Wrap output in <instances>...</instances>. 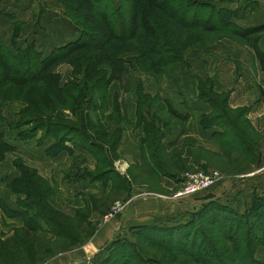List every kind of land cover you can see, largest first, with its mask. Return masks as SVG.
<instances>
[{
	"label": "trees",
	"instance_id": "1",
	"mask_svg": "<svg viewBox=\"0 0 264 264\" xmlns=\"http://www.w3.org/2000/svg\"><path fill=\"white\" fill-rule=\"evenodd\" d=\"M52 1L61 6L63 16L75 26L78 38L74 42L44 57L32 44L10 51L0 39V110L8 102L25 106L19 125L30 129L23 137H32L40 130L45 137L57 138L54 154L64 150L67 142L96 154L101 160L98 165L107 167L91 173L90 180L109 181L115 175L112 188L118 197L127 195L132 183L147 184L155 190L160 178L182 183L184 172L199 167L198 170L205 172L218 169L230 175L228 170L246 166L247 171L256 164L258 137L250 130L247 120L236 117L242 111H230L224 104V96L214 94L210 84L202 82L200 97L215 103L216 111H221L224 118L215 119L216 115H212L204 120V126L216 124L223 131L221 154L191 146L167 154L161 143L164 133L154 124L157 119L147 123L141 118L139 125L143 122L144 132L141 164L129 167L130 170L138 168L136 175H130V179L122 177L114 170V163L119 159L120 137L130 129V122L123 116L117 96L111 113H106L107 94L111 83L122 79L126 64L159 81L184 62L187 52L222 39L248 46L264 66V55L257 47L264 27L239 28L221 16L226 11L218 9L215 0ZM128 53L134 57L126 61L122 56ZM61 64L72 68L73 80L64 84L55 72ZM137 96L138 110L146 104L154 105L139 90ZM167 109L175 120H185L170 107ZM3 122L0 113V129ZM241 133H244V144ZM8 148L0 134V162L5 159L4 152L10 151ZM14 166L24 184L21 189L14 188L25 196L19 207L24 211L36 208L38 213L12 228L10 235H4L5 207L0 198V264L44 263L59 247L72 245L76 231L89 225L92 212L104 215L106 206L89 212L88 205L76 210L72 217L65 215L54 205L55 188L35 170H23L20 164ZM204 199L201 208L190 212L185 219L162 226L138 227L136 238L140 240L141 252L134 249L133 252L128 247L131 250L128 253L126 247L117 248V244L109 249L103 264H264L255 259L257 247L264 245V197H254L243 214L221 204L211 194ZM37 219L54 226L56 233H53L55 229L52 234L51 230H42ZM209 231L217 237L209 238L208 234L212 235Z\"/></svg>",
	"mask_w": 264,
	"mask_h": 264
},
{
	"label": "crops",
	"instance_id": "2",
	"mask_svg": "<svg viewBox=\"0 0 264 264\" xmlns=\"http://www.w3.org/2000/svg\"><path fill=\"white\" fill-rule=\"evenodd\" d=\"M254 2L256 8L259 3L260 9H256L253 16L244 15L243 11L247 14L248 10H246V3L242 0H215V5L218 9L240 11L239 13L244 17L239 16L240 18L233 21L239 28L264 27V6H261L260 0H254ZM15 32H17V38L14 40ZM76 36L75 26L63 16L61 6L52 0H0V39L10 51H13L14 47L22 50L27 44H32L46 57L53 50L74 42L78 38ZM257 47L264 55V35L260 37ZM127 66L121 80L126 97H119L118 93L122 91L121 83L112 82L108 89L109 109L106 112L111 113L114 96H117L118 102L122 104L123 116L130 122V129L122 133L117 148L119 159L115 165L118 166L122 177L126 176L130 179V175H136L138 168L130 170L129 167L141 164L140 149L144 134L143 122L139 125L141 118H145L147 123L157 119L154 124L164 133L161 143L167 154L183 146L202 147L214 154H221L220 141L224 139L220 136L223 131L216 124H211L210 127L204 126V120L212 115H216L215 119L218 116L223 120L224 118L221 111H216L215 103L212 104L200 97L202 82H208L214 94L224 96L222 97L224 104L230 111H242L241 114L236 113V117L248 121L250 130L258 137V152L256 164L251 165L246 171L245 184L237 186V183L234 184L230 178H226L218 181L209 193L182 198L180 202H173L172 199L166 198V196L170 197V191L176 186L175 182L167 178L165 180L160 178L158 181L159 191L149 189L147 184L132 183V192L136 189L145 193L132 194L126 201L128 204L124 211L121 216H117L123 225L126 223L127 228L131 229L175 223L187 218L190 212L201 208L207 194L213 195L221 204L230 205L236 210H247L254 197H264V66L251 48L241 46L230 39H222L204 48L192 49L186 53L184 62L176 70L159 81L141 72L132 64ZM58 68L56 73L60 74V83L64 84L65 81ZM64 70L69 73V76L71 75V67ZM138 90L148 95L154 105L146 104L141 111L138 110ZM168 107L185 120L183 122L175 120L169 114ZM241 135V143L244 144V133ZM50 145L44 142L42 149H35L43 156L35 160L36 165L42 168L43 174L40 175L45 180H50L58 186L56 202L61 212L72 217L76 210L86 205L85 200L96 195L91 193L90 195L86 191L82 194L83 196L74 195L62 201L63 194L60 189L62 183L76 176L78 172L75 163L78 152L72 149V151L64 150L48 154L47 149ZM68 149H70L69 145ZM79 157L83 158L81 154ZM77 177L76 180L81 181L82 184L88 181L82 176ZM71 182H74V179ZM105 188L110 189L111 186ZM102 190L99 192L101 193ZM123 196L126 195H121L117 201L122 200ZM233 200L235 202H232ZM101 218L100 212H95L92 221L102 222L103 218ZM113 226L112 223L106 227L109 229ZM121 228L122 224L116 229L118 231ZM105 235L92 241L93 247H89L87 251L83 250L84 254L94 255L100 251L103 244L102 236ZM256 256L261 260L260 256L263 255L258 252Z\"/></svg>",
	"mask_w": 264,
	"mask_h": 264
},
{
	"label": "rangeland",
	"instance_id": "3",
	"mask_svg": "<svg viewBox=\"0 0 264 264\" xmlns=\"http://www.w3.org/2000/svg\"><path fill=\"white\" fill-rule=\"evenodd\" d=\"M114 2H118V0H113ZM243 3H246V10H248L247 14L246 12L243 11L244 15H254V12L256 9H260L259 3L256 8V3L254 0H242ZM261 6H264V0H260ZM217 7V6H216ZM259 7V8H258ZM220 9V8H219ZM226 11V13L221 14L222 17L228 18L232 22L235 21V19L244 17V15L240 14V11L237 12H232L231 10L228 9H223ZM253 11V12H252ZM242 13V12H241ZM264 35V32L260 35L261 37ZM78 37V34L77 36ZM235 42V41H234ZM215 43V42H214ZM126 61L130 59V57H134V54H123L122 56ZM127 65L131 64H126L124 66V69L128 67ZM59 67V68H58ZM70 67L67 64H61L57 66L59 72H61V76L63 81L69 82L73 80L72 77V72L71 75L69 76V73L66 72L64 69H68ZM56 68V69H57ZM56 72V70H55ZM125 72V70H124ZM122 73V75L124 74ZM60 78V74H58ZM122 80V79H121ZM121 80L118 81L121 83ZM121 83V88L122 91H120L119 97L123 98L126 97V93L123 90ZM120 105L122 106L121 102ZM25 106L19 102H8L4 104L1 107L0 113L2 118L4 119L3 125L0 129V134L2 135L3 141L6 144L7 148L10 149V151L4 152L5 154V159L0 162V198L3 201L5 210L3 212V225H2V230L4 235H8L9 233L12 232V228L14 227H19L23 224V221L26 219H30L33 217V215H36L38 213V209L36 208H30V210L24 211L21 207H19L20 202L24 201L25 196L22 194V192H17L14 190V188H19L21 189L24 187V184L19 180L21 173L16 169L15 164H20V166L24 169L27 170H35L37 175L40 176L42 179H44L41 175L43 174L42 168L38 165H36L37 159H40L41 157L43 158L42 154L40 151H36L35 149H42V144L44 142H47V144H51L50 147L47 149L48 154H54L56 152V142L57 138L53 136H48L45 137L43 135L42 131L38 130L35 132L32 137H23L22 135L28 131L27 129L28 126H23L19 125L20 121L23 120V118L20 116L22 109ZM105 116V112H103ZM99 117L100 120L103 118ZM17 126L20 128L16 130ZM22 126V127H21ZM22 133V134H21ZM68 145L70 146V149H68ZM41 146V147H40ZM76 150L78 154L76 155L75 158V163H76V168H78V172L76 176L70 177L65 183H62L61 185V193L63 194L62 201H66V199L70 198L71 196L74 195H81L87 191V193H91L93 195H96L95 198L94 196L89 197L87 200H85V204L88 205L87 211L91 212L92 209L94 208H100L102 206L105 207V217L103 218L104 215L102 216V222H93L92 217L95 215V211L91 213L90 219H89V225L88 226H83L81 229H78L76 231V236L74 242H72V245L65 246V247H59L60 249L56 250L53 255L50 256L44 263L41 264H103L104 260L106 257H108V251L109 249H113L114 246L118 244L119 248L120 246L126 247L128 253H131V250L134 252V250H137L141 252V243L138 238H136V229L137 228H127V225H123V222L120 221L119 217L121 216V213L124 211L123 208L126 204L125 198L129 196L131 198L132 194H144L145 192L139 191V190H134L132 192L128 191V194L126 196H123V199L120 201L118 200V194L115 192L113 193V188L112 184L114 183L115 175L109 177V181H97V182H92L90 180L89 175L92 173L98 172V170L106 168L107 166L101 167L98 165V162L101 161L100 158H96V154L93 153H88L84 150H81L77 147H75L72 143L70 144L67 142L65 144L64 150ZM62 150V151H64ZM83 156V158L79 157V155ZM116 162L114 163V170L116 173L120 175V170H118V166L115 165ZM245 165V163H243ZM198 169H201L199 167ZM223 176L222 179L219 181H222L223 179H231L232 182L237 183V186L241 184L246 183V166H241L240 168H234L232 171L228 170L231 172L230 175H224L220 170L214 169ZM189 171V170H188ZM186 171V172H188ZM184 172L182 175V178L184 177ZM41 174V175H40ZM77 176H82L83 178H86L88 181L85 182V184H82V182L77 181L78 179ZM88 176V177H87ZM74 179V182H71V180ZM166 178H164L165 180ZM45 180V179H44ZM47 181L48 185L50 187H53L56 189V193L58 191V186L54 183H51L50 180H45ZM71 182V183H70ZM183 182V181H182ZM227 184V183H226ZM175 188L170 191L169 196H166L168 199H172L173 202H180L181 199H175L173 195L183 186V183H175ZM106 186H111V188H105ZM100 188V189H99ZM225 188V187H224ZM102 190L100 193L99 190ZM106 189V190H104ZM230 189V186H229ZM155 191H159V187L155 189ZM56 193L54 196V205L56 208H58L59 211H61V208L58 206L56 202ZM95 193V194H94ZM90 194V195H91ZM87 198V197H86ZM227 198V197H225ZM223 198V199H225ZM6 199V200H4ZM96 200V201H92ZM6 205L5 204V202ZM246 201V199H245ZM232 202H235L234 200ZM168 203V202H167ZM246 204V202H245ZM240 207L242 205H239ZM237 212L243 214L245 209L241 210H236ZM38 225L42 230H51V234L53 230L55 229L54 226L45 224L42 220L37 219ZM113 223V227L107 228L106 226H110ZM122 224V228L117 231V226ZM99 225V227H98ZM59 232H61L59 230ZM102 232V233H101ZM212 233L208 234L209 238L214 237V239L217 237L215 233L209 231ZM53 233H56V229L54 230ZM103 240H102V246L101 250L98 251L94 255H86L84 254L83 250L87 251L89 247H93L94 244H92V241L101 238V235H104ZM107 238V239H104ZM90 244H92L90 246ZM133 246V248H131ZM129 247V248H128ZM84 248V249H83ZM115 248V247H114ZM134 249V250H133ZM258 252H260L263 256H260L262 259L259 260L257 256L255 255V259L259 262L264 263V245H259L256 249V254L258 255ZM127 253V254H128ZM168 257V256H167ZM259 257V256H258Z\"/></svg>",
	"mask_w": 264,
	"mask_h": 264
},
{
	"label": "built area",
	"instance_id": "4",
	"mask_svg": "<svg viewBox=\"0 0 264 264\" xmlns=\"http://www.w3.org/2000/svg\"><path fill=\"white\" fill-rule=\"evenodd\" d=\"M222 177L223 176L220 172L216 170L208 172L198 169L190 170L184 174L183 186L173 195V197L175 199H182L202 192H207L213 188ZM127 204L128 203H126L125 206Z\"/></svg>",
	"mask_w": 264,
	"mask_h": 264
}]
</instances>
